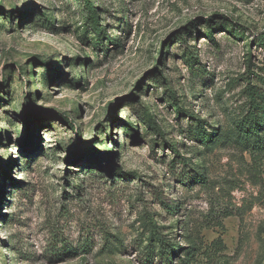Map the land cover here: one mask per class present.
Returning a JSON list of instances; mask_svg holds the SVG:
<instances>
[{
    "label": "rangeland",
    "instance_id": "obj_1",
    "mask_svg": "<svg viewBox=\"0 0 264 264\" xmlns=\"http://www.w3.org/2000/svg\"><path fill=\"white\" fill-rule=\"evenodd\" d=\"M89 2L0 0V264H264V0Z\"/></svg>",
    "mask_w": 264,
    "mask_h": 264
},
{
    "label": "trees",
    "instance_id": "obj_2",
    "mask_svg": "<svg viewBox=\"0 0 264 264\" xmlns=\"http://www.w3.org/2000/svg\"><path fill=\"white\" fill-rule=\"evenodd\" d=\"M87 7L89 10L90 18L93 22L95 32L98 36V45L100 46L102 44V40L104 37V31L102 29V26L100 24L99 18H98V12L96 7L87 0ZM207 24L209 25V33L210 38L214 40L213 37V31L211 29V21H207ZM264 95L261 93H257V91L253 88L251 93V106L247 115V121H244L239 127L240 132L246 136L248 139H251L252 136L255 138V145L251 149V154L253 158L256 157V155L263 154L264 153V144L262 143L261 139V133L264 131ZM158 132H161L160 129H157ZM204 130V128H203ZM209 135L205 132L203 136V142L210 143L208 141ZM250 150V149H249ZM103 155H99L98 157H102ZM178 247L174 248V251H176ZM168 262V261H167Z\"/></svg>",
    "mask_w": 264,
    "mask_h": 264
}]
</instances>
